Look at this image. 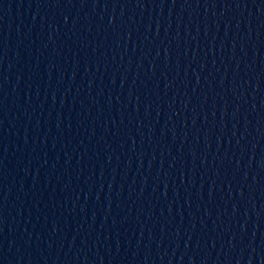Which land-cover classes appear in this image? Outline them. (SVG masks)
I'll list each match as a JSON object with an SVG mask.
<instances>
[{"label":"water","instance_id":"water-1","mask_svg":"<svg viewBox=\"0 0 264 264\" xmlns=\"http://www.w3.org/2000/svg\"><path fill=\"white\" fill-rule=\"evenodd\" d=\"M0 264H264V0H0Z\"/></svg>","mask_w":264,"mask_h":264}]
</instances>
